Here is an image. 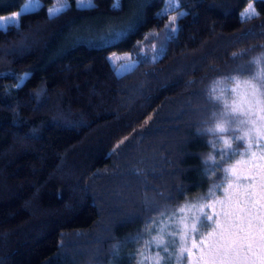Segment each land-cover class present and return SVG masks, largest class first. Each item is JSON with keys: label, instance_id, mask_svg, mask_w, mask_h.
Instances as JSON below:
<instances>
[{"label": "trees", "instance_id": "obj_1", "mask_svg": "<svg viewBox=\"0 0 264 264\" xmlns=\"http://www.w3.org/2000/svg\"><path fill=\"white\" fill-rule=\"evenodd\" d=\"M53 1L0 28V264H170V209L219 195L236 157L205 132L209 85L264 51V0L251 17L249 0H174V34L171 0H68L52 17ZM114 52L137 63L117 73Z\"/></svg>", "mask_w": 264, "mask_h": 264}, {"label": "snow or ice", "instance_id": "obj_2", "mask_svg": "<svg viewBox=\"0 0 264 264\" xmlns=\"http://www.w3.org/2000/svg\"><path fill=\"white\" fill-rule=\"evenodd\" d=\"M31 7L29 3L20 12L0 17V28L18 24L17 18ZM119 7L117 0L114 8ZM62 10H50L49 14L54 17ZM254 15L258 13L250 3L242 16ZM177 19V16L169 18L166 28L170 34L178 30ZM138 25L139 18L136 17L124 25L110 27L98 40L115 47L134 34ZM152 35L155 34L149 33ZM120 59L115 53L109 57L114 65ZM126 59L127 65H120L124 70L137 63L130 57ZM250 93L245 103L230 107L224 101L223 111L230 113V118L238 122L237 126L248 125V129L243 136H235L236 141L243 142V150L233 149V142L225 147L237 153L239 159L223 169L226 186H217L222 187V194L217 195L214 189H210L204 197L210 202L193 205L196 211L191 216L185 213L184 208L179 209L184 213L178 221L182 241L179 259L186 260L188 264H264V100L260 98L259 88L251 86ZM216 163L213 161L214 165Z\"/></svg>", "mask_w": 264, "mask_h": 264}, {"label": "rangeland", "instance_id": "obj_3", "mask_svg": "<svg viewBox=\"0 0 264 264\" xmlns=\"http://www.w3.org/2000/svg\"><path fill=\"white\" fill-rule=\"evenodd\" d=\"M88 3H91V0H87ZM83 0H76V4H82ZM32 4V7L29 10L35 9L37 7L40 6L41 2L40 0H25L23 2V4L20 6L19 10L15 11V12H20L21 9L26 5V4ZM253 4V0H249L247 2V5L244 7V9L241 11L240 15L242 16V13L245 12V9L248 7L249 4ZM69 4L68 0H54L53 3L49 6L48 8V13H50V10H54V9H63L65 8L67 5ZM254 6V4H253ZM177 2L174 0H171L170 5L168 6L167 10H173L170 12V17L171 16H178L179 13L183 12L182 10H178L177 8ZM255 12L257 13V10L254 6ZM14 13V12H12ZM8 15H1L0 17H8L11 16V14ZM242 17H246V16H242ZM18 19V18H17ZM116 55L121 57L120 62L116 61L115 62V70L117 73H122L123 71H125L124 69H122L120 67V65H127V59H125L124 61H122V56L121 53H117L114 52ZM114 53H110L109 57H112ZM132 60V59H131ZM253 72H254V66L250 63V60L248 62H245L243 64H241L236 70H233L229 73H227L226 75L223 76V80L219 83V84H215L214 82L216 80L213 81V87L216 89L217 94L221 95V100L219 101H215L218 104V111L220 114L221 111L223 110V106H224V101H227V103L229 105H231L233 103V101H235L237 104H241L242 101L247 100L249 98L248 94L250 92V88L248 83H246V81H248L249 79L252 80V83L257 84L260 88V91L262 93L261 95V99L264 100V79H254L253 78ZM233 74H239V76L241 77L240 80V84L238 87H236V90L233 91V87H234V82L232 80V76ZM211 95L212 92L210 91ZM213 100V99H212ZM230 122L232 121V119L229 117ZM230 130H235L234 127H231ZM229 130V131H230ZM236 135H239V133L237 131ZM233 135L232 140L235 139V136ZM233 142V141H232ZM241 142V141H240ZM242 145L241 147H238L237 145L234 146V149H239V150H243V142H241ZM236 157L235 159L232 161V163H235V161L237 159H239V155L237 153H235ZM231 163V164H232ZM222 186H226L225 182L223 183ZM222 194V187L220 188V194ZM210 202L209 200H205V201H200V202H195V203H188V204H184L179 206L178 208H176L175 210H173V208L170 209V211L172 213H168V220L162 224V233H160L158 240L165 246L166 243L167 245H169V249L171 250L170 253V264H188V262L186 260L181 261L179 259V253H180V248L182 246V241L180 239V226L178 225V221L179 219L184 215V213H180L179 209L184 208L185 213H187L189 216H191L192 213H194L196 211V208L193 207V205H199L201 203H208ZM164 209H168V208H164ZM190 210V211H189ZM147 264H156L159 261V257L153 256L151 257V254H149V252L147 253Z\"/></svg>", "mask_w": 264, "mask_h": 264}, {"label": "clouds", "instance_id": "obj_4", "mask_svg": "<svg viewBox=\"0 0 264 264\" xmlns=\"http://www.w3.org/2000/svg\"><path fill=\"white\" fill-rule=\"evenodd\" d=\"M250 63L254 66V72L252 74L253 78L258 79V80L264 79V51H261L257 53L256 55L250 57ZM223 79H224L223 77H218L216 78V81L214 83L219 84ZM232 80L234 82V87L232 90L234 91L236 90V87L239 86L241 77L239 76V74H233ZM246 82L248 83L249 88L251 86H255L259 88L257 84L252 83L251 79H249ZM209 90L212 92L211 98L213 100L215 101L221 100V95L217 94L216 89L213 87V84L209 85ZM250 95L251 93L249 92V96ZM242 103H245V100L242 101ZM234 104H237V103L233 101V103L229 106L231 107ZM223 109H224V106H223ZM229 117H230V113L224 112L223 110L221 111L220 114H213L212 122L205 130L206 134L209 137H211L213 134L218 135L225 147H227V145L232 142V137L227 135L231 127H234L240 136H243L244 133L248 129V125L237 126L238 124L237 121L232 120L230 122Z\"/></svg>", "mask_w": 264, "mask_h": 264}]
</instances>
